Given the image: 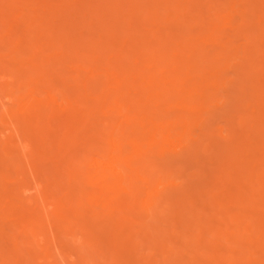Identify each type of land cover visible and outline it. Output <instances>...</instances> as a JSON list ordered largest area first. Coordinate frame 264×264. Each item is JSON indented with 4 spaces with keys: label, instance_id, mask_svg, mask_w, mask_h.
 <instances>
[{
    "label": "bare ground",
    "instance_id": "bare-ground-1",
    "mask_svg": "<svg viewBox=\"0 0 264 264\" xmlns=\"http://www.w3.org/2000/svg\"><path fill=\"white\" fill-rule=\"evenodd\" d=\"M207 1L0 0V264H264V59L205 115L264 0Z\"/></svg>",
    "mask_w": 264,
    "mask_h": 264
},
{
    "label": "rangeland",
    "instance_id": "rangeland-1",
    "mask_svg": "<svg viewBox=\"0 0 264 264\" xmlns=\"http://www.w3.org/2000/svg\"><path fill=\"white\" fill-rule=\"evenodd\" d=\"M199 3H200V5H202V7L207 8V6L210 2H208L207 0H199ZM195 7L196 6L192 5L191 9L194 10ZM193 12H195V11H192V13ZM237 18H238V23H239L238 32H236V33L230 32L229 33V36L232 38V41L234 42V44L238 48L237 58L232 62L231 66L228 68V73L230 76L228 78V81L232 84H231V87H229L230 84L229 85L227 84L225 88H221V92H222V95L225 97V96H227L228 92L231 91L230 90L231 88L235 92V90H238V87H241V88H239L240 90L237 91L238 93L239 92L241 93V94H239L240 95V101L238 103H235L234 106H233V104H230L227 106V115H226L227 117L223 116V113H224V115L226 114L223 111V108L224 107L226 108V106H224L221 109L224 102L217 107L208 108V110L205 111V115L210 116L212 118L214 125L216 123V125L220 124L222 126H225L227 124V121H228V123L234 122V119H236L235 123L238 122L237 119H239V118L237 116L240 115L244 111L242 104L244 101H247V99L250 97V94H247V91L249 90L248 87H250V84L252 83V81L254 79L257 80L259 78V76L261 75V69L262 68L258 67V62H260L261 60L264 59V38L259 33V31L262 29V27L258 23H256L255 20L249 21L247 23L244 22V20H242V18H241V14H238ZM233 87H234V89H233ZM239 95H238V97H239ZM224 100H225V98H224ZM214 132L215 131H213L212 133H214ZM212 133H209V134H212ZM214 134H215V136L212 134L210 137L212 138L214 136L216 139H218V137L216 136V133H214ZM222 141L220 143H222ZM196 153H198V154H196ZM192 154H193V157L191 156ZM199 154H200V159H201L200 162L195 161V160H197V159H195L196 157L199 159V156H198ZM204 155H203L202 149H200V151L198 150L197 152L195 151V152H192V153L187 155L188 156L187 159L192 160V162L187 161V159L184 157L186 162H184V160H183L180 163V161H178V159H175L174 164L179 162L178 165L183 164V166L185 165L187 167V168L182 167V166L179 167V168H183V169H181L180 172L182 173V175L185 176L186 173L185 174L183 173L184 169L188 170V171H184V172L191 173L193 171L192 168L195 169V167H197L203 163L202 158L206 159V162L208 161L207 154L205 153ZM184 158H180V160L184 159ZM193 164L194 165L196 164L195 167H193L194 166ZM189 167H191V168H189ZM178 173H179V169H178ZM179 176H181V175H179Z\"/></svg>",
    "mask_w": 264,
    "mask_h": 264
}]
</instances>
